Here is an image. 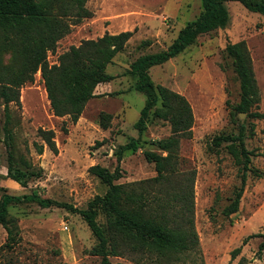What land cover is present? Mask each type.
<instances>
[{
	"label": "rangeland",
	"instance_id": "rangeland-1",
	"mask_svg": "<svg viewBox=\"0 0 264 264\" xmlns=\"http://www.w3.org/2000/svg\"><path fill=\"white\" fill-rule=\"evenodd\" d=\"M70 0H50L48 17L54 27L66 31L46 54V63H58L59 57L81 41L94 40L104 33L134 31L126 47L106 66L104 73L112 79L94 88L77 122L67 116L55 117L50 110L40 71L30 74L19 89V106L9 104L10 138L4 133L5 109L0 97V197L29 195L67 203L83 209L107 187L88 173L92 165L112 171L116 165L115 151L129 141H136L135 151H123L119 163L122 177L114 184L127 189L147 188L157 196L158 185L149 182L156 176L154 165L146 162L144 151H156L153 141L170 135L168 122L150 111L143 131L135 124L145 103L144 93L136 90V77L130 65L140 56L165 50L179 30L196 19L201 12L200 0H87V17L74 24L67 11ZM228 21L222 28L199 36L192 45L165 63L148 70L154 86H163L186 98L193 114L191 137L180 139L176 153V173L192 177L193 225L198 238V252L180 258L177 264H264V250L258 251L262 238L247 239L240 253L230 259V252L244 239L262 233L264 225V117L254 119L235 114L239 100V84L231 60L225 54L228 44L243 41L247 47L259 93L258 111L264 114V17L250 12L238 2L225 4ZM148 41L147 45H140ZM14 58L8 48L0 50V79L22 67L30 71L28 51ZM0 80V87H1ZM160 107V102L156 104ZM251 111H254L252 108ZM111 115L110 125L102 129L98 116ZM65 123L67 133L61 130ZM246 129L245 147L252 151L251 172L235 213L224 216L240 185L237 166L228 155L225 144L215 148L216 136L235 134L237 124ZM254 134L250 136L249 126ZM54 133L57 153L44 145L38 155L34 143L43 144L37 129ZM103 144L97 145L96 143ZM13 153L15 167L23 170L41 169L39 178H30L20 185L6 177L7 151ZM253 170L262 173L260 178ZM149 182V183H147ZM133 184V186H132ZM177 189L178 184H170ZM171 193L172 190L169 189ZM166 198V197H165ZM169 199V198H166ZM171 202H168V207ZM172 214V209L166 210ZM7 216L15 221L18 241L7 248L6 232L0 225V264H98L90 253L95 240L79 215L54 205L42 207L34 201L11 204ZM97 221L104 222L99 215ZM135 256L109 257V264H145ZM148 264V262H147Z\"/></svg>",
	"mask_w": 264,
	"mask_h": 264
},
{
	"label": "trees",
	"instance_id": "trees-1",
	"mask_svg": "<svg viewBox=\"0 0 264 264\" xmlns=\"http://www.w3.org/2000/svg\"><path fill=\"white\" fill-rule=\"evenodd\" d=\"M87 0H70L64 9L72 18L74 24L87 17L85 2ZM201 12L193 21L181 28L172 43L163 51L140 56L131 63L130 72L136 77V90L144 93L145 103L140 110L135 128L140 134L150 111L153 116L168 122L170 135L167 138L153 141L156 151H144L146 162L152 163L156 176L149 182L157 184L158 194L151 197L147 188L141 190L127 189L114 184L122 177L119 163L123 151L137 149L136 141H129L115 151L116 165L112 171L100 165H92L88 173L95 176L107 189L103 195H96L87 202L83 209L73 207L67 203H60L43 199L36 191L29 195L12 196L4 193L0 197V225L6 232L7 248H12L18 241V228L13 219L7 216V207L34 201L42 207L52 205L64 208L79 215L86 224L95 244L90 253L99 258L98 264H109V257L135 256L143 258L145 264H177L182 256H190L198 252V238L193 225V190L192 177L185 179L176 173V153L179 140L191 137L193 114L186 98L163 86H154L149 78L148 70L161 65L181 53L201 35L222 28L228 21L227 2H238L250 12L264 17V0H200ZM50 0H0V50L10 49L14 58L28 51L29 64L32 68L28 72L22 67L15 73H7L1 77L0 97L4 104L5 120L4 133L10 138L11 129L9 104L19 106V89L30 74L37 68L43 81L50 110L55 117L67 116L71 124H75L86 103L95 97L96 85L109 82L112 77L104 70L112 59L121 52L133 35L134 31H124L117 34L104 33L94 40L81 41L78 46H71L58 59L57 64L48 65L46 54L51 51L56 42L66 34L65 30L53 26L48 17ZM142 41L140 45H147ZM225 54L231 60L232 69L239 84V100L234 106L235 114H246L254 119H262L263 113L258 111L259 93L254 78L251 59L243 41L228 44ZM160 102V107L156 104ZM252 108L254 111H251ZM111 115L101 112L98 124L102 129L110 125ZM61 130L67 133L65 123ZM248 134L252 136L253 125L250 124ZM37 136L43 144L34 143L35 152L41 155L44 145L52 153L57 150L54 143V133L48 129H37ZM246 129L243 123L237 124L235 134L216 136L212 140L215 148L225 144L228 155L238 168L240 185L234 193L233 199L223 210L224 216L235 213L246 183V176L250 169L249 151L244 144ZM101 142L97 145L103 144ZM41 169L23 170L14 166L13 153L7 151L6 177L23 185L30 178H39ZM257 178L262 173L253 170ZM147 182V183H149ZM177 183V189L170 184ZM133 186V184H132ZM169 189L172 192H169ZM169 199H166V198ZM168 202H171L168 207ZM172 209V214L164 212ZM99 215L104 222L97 221ZM260 237L258 251L264 250V225L262 233L247 236L242 244L230 252L233 260L241 250L247 239Z\"/></svg>",
	"mask_w": 264,
	"mask_h": 264
}]
</instances>
